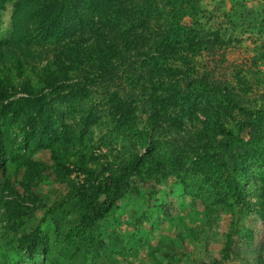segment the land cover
Instances as JSON below:
<instances>
[{
  "label": "trees",
  "instance_id": "1",
  "mask_svg": "<svg viewBox=\"0 0 264 264\" xmlns=\"http://www.w3.org/2000/svg\"><path fill=\"white\" fill-rule=\"evenodd\" d=\"M10 4L15 36L0 40V264H25L21 258L41 256L51 264H113L121 244L105 239L100 228L128 192L133 175L150 166L153 126L167 117L168 103L183 116L207 90L224 93L229 109L242 117L234 127L212 123L213 134L197 135L202 149L191 158L189 171L207 185L197 197L209 210L233 205L264 218L249 188L264 191V102L244 108L232 91L176 63L185 55L189 63L204 47L228 42L218 31L185 25L187 16L197 14V0H0V26ZM8 44L57 46L48 50L53 58L46 65L33 67L34 83H20L7 75L14 68L19 74L25 70L21 55ZM121 67L127 83L140 87L151 107L153 123L143 136L130 124L135 92L109 91ZM98 85L106 86V94L93 105L92 89ZM104 125H110L112 137L132 142L138 136L144 152L93 166L98 157L88 140ZM43 149L50 150L51 163L33 157ZM74 173L82 178H73ZM50 176L69 191L48 205L34 189ZM43 207L44 218L33 225L34 212ZM73 211L76 216L67 219Z\"/></svg>",
  "mask_w": 264,
  "mask_h": 264
},
{
  "label": "rangeland",
  "instance_id": "2",
  "mask_svg": "<svg viewBox=\"0 0 264 264\" xmlns=\"http://www.w3.org/2000/svg\"><path fill=\"white\" fill-rule=\"evenodd\" d=\"M197 8L194 17L184 19L185 25L200 31H218L228 42L204 47L189 57L190 64L184 58L186 55L179 57L176 63L186 73L232 91L244 108L258 107L264 102V0H197ZM13 14L12 4L2 12V41L15 36L10 30ZM8 45L17 49L25 65L22 74L16 68L7 74L20 83L25 80L34 83L33 67L46 65L53 58V53L48 50L57 46L36 44L34 49H26ZM44 54L40 59L39 55ZM122 71L121 67L109 83V91L117 90L125 96L135 92L133 101L137 103V109L130 124L135 125L143 136L153 123L151 107H148L143 90L140 87L133 89ZM182 83L185 87V82ZM92 90V103L98 105L106 94V86L98 85ZM168 107L167 117L159 126H153L154 154L149 157L150 166L133 175L128 192L101 225L100 233L105 239L121 244L119 253L113 255V264H168L169 261L198 264L202 260L217 264H264V218L255 210L249 212L233 205L207 209L204 200L197 197L201 185H207L202 183L201 175L189 171L192 169L191 158L202 149L197 135L209 137L215 123L234 127L242 115L229 109L224 93L208 90L196 104L188 106L183 116L178 115L170 103ZM109 129L110 125L100 126L94 131V140L86 139L93 157H98L93 166L104 162L106 167L108 162L129 159L133 152H144L138 136L130 142L112 137ZM242 135L248 137L247 133ZM33 157L52 162L49 149L37 151ZM72 177L82 178L77 173ZM249 188L254 206L264 211V191L256 186ZM68 191L67 185L59 183L54 176L34 189L48 205L64 198ZM46 209L43 207L34 212L37 220L33 225L41 223ZM67 216L70 220L76 213L73 211ZM226 253L230 254L229 258H225ZM21 261L25 264L52 263L51 259L42 256L32 261L23 257Z\"/></svg>",
  "mask_w": 264,
  "mask_h": 264
}]
</instances>
